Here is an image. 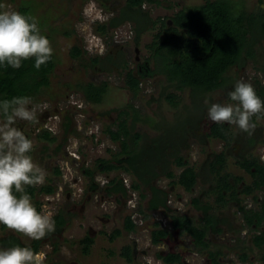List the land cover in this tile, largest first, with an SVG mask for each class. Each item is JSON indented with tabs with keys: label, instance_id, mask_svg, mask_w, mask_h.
I'll list each match as a JSON object with an SVG mask.
<instances>
[{
	"label": "rangeland",
	"instance_id": "obj_1",
	"mask_svg": "<svg viewBox=\"0 0 264 264\" xmlns=\"http://www.w3.org/2000/svg\"><path fill=\"white\" fill-rule=\"evenodd\" d=\"M21 1L0 0V11H16ZM124 1H26L33 9L40 32L49 39L57 59L56 67L50 76V85L42 87L36 95L37 98L31 100L28 105L34 111L35 119L33 121L17 119L14 125L32 141L33 148L29 155L46 173L45 181L40 185L49 183L55 187L52 195L38 194L36 196L39 212H51L52 216L61 213L66 221L63 227L55 228L54 232L42 239L38 252L42 251L46 254L44 264H147L146 257L151 258L153 264L157 262L165 264L157 255L167 251H183L181 264H204L207 260L206 250H195L187 232H172L171 221L163 209L147 210L150 198L148 186L141 191L132 189L135 177L122 170L115 169L109 173L96 170L98 159H111L112 155L120 151V142L111 141L104 129L109 125L111 129L117 128V124L125 117V115L118 116L119 111L126 107L127 103H131L140 114L150 116L154 122L160 121L161 125V130L156 131L150 127L149 123L136 122L133 125V132H141L145 135L139 140L138 147L141 148L143 145L146 149H156L158 146L153 140L164 133L163 139L171 142V145L165 143L159 145L165 147V153L168 154L165 160L156 158L152 153L145 154L146 159L151 161L150 164L152 162L155 164V169L160 174L152 179L151 184L166 192L167 206L175 211H172L173 213L187 214L196 221L202 217V212L193 208L191 198L199 196L203 201L213 202V194H207L205 197L202 193L212 185L214 175L211 177L209 174L208 162L213 160L215 154L224 151L225 162L220 173H227L231 183L240 178L238 189L245 184H250L252 178L240 167L237 160L246 157L249 153L264 163V112L252 117L251 123L255 124V129L251 133L227 123L233 135L226 146L222 140L205 135L212 122L207 115L209 107L214 103H235L230 100L228 93L234 90L237 81L247 82L253 86L254 80L258 77L260 84L256 86L264 85L262 74L255 69L258 62L248 60L239 70L230 68L226 74L234 80L228 87L213 92L194 95L188 87L182 90L175 89L165 76L157 74L152 79L142 80L138 94L133 96L125 85L124 65L126 68L134 69L138 63L136 57L139 61L150 58L151 52L145 44L153 40V36L159 32V26L156 25L143 32L137 47L132 43L133 32L129 24L118 27L111 34L110 32L100 34L96 30L97 25L105 23L112 15H115ZM158 1V3H146L143 6L152 20L158 17L168 19L182 7L199 4L203 0ZM242 1L248 9L259 6L258 0ZM67 30L73 33L66 36L64 31ZM100 41L104 42L107 55L109 54L111 58H104L102 66L88 65L86 67L88 57L95 56L92 53L93 47ZM74 45L86 50V57L71 58L69 52ZM136 48H138L137 51ZM257 53L258 61L264 64L263 41L261 51ZM150 64L153 66L151 60ZM87 80L108 83L107 93L101 102L89 103L76 90L78 82ZM169 92L176 94L174 105L165 98ZM53 107L57 110L41 122L38 116H42L44 109L50 110ZM175 113L177 114L174 117ZM188 117H192V124L188 125L191 130L186 131L184 128V133L176 130L168 135L166 134L169 131L162 130L164 128L178 129L188 121ZM69 120L71 124L65 128ZM130 121L131 119L127 118L126 122L130 123ZM0 122H3L1 113ZM42 129L51 131L56 137L55 142L47 143L38 138L37 134ZM62 137L66 141L60 150H56V144L63 139ZM249 137L254 140L252 145L248 144ZM173 141H178L180 145L176 146V142ZM177 153L183 156L187 166L193 167L197 173L196 184L190 192L179 184L171 183V180H176L181 171V167H177L173 159ZM163 161L166 167L161 165ZM55 167L59 168V175H53ZM85 169L95 170L93 173L95 189H90V178L85 173ZM167 170H172L173 178L164 174ZM113 177L122 179L127 189L126 196L106 193L108 181ZM140 192L145 196L141 197ZM263 195L262 190H255L248 195L239 194L240 205L244 209L260 211ZM140 209L148 215L145 216ZM241 212L238 205L233 202L222 207V212L219 214L220 218H225L220 226L222 232H209L205 237L209 242L208 249L217 248L222 252L218 264H264V251L252 244L251 236L258 230L244 224ZM126 216H130L135 224V228L129 232L123 229ZM156 222L172 234L165 242L154 244L151 241L150 232ZM262 224L264 225V220ZM263 228L264 226L260 227V229ZM114 229H119L120 234L113 236ZM8 234L14 235L26 245L32 241L0 225V240ZM86 236L91 237L92 242L88 252L84 253L82 251L84 244H81L80 240ZM55 244L58 247L57 251L53 250ZM124 246L131 248L132 261H127L120 254ZM243 252L246 254L244 260L240 258Z\"/></svg>",
	"mask_w": 264,
	"mask_h": 264
},
{
	"label": "trees",
	"instance_id": "obj_2",
	"mask_svg": "<svg viewBox=\"0 0 264 264\" xmlns=\"http://www.w3.org/2000/svg\"><path fill=\"white\" fill-rule=\"evenodd\" d=\"M27 0H22L17 6L16 11L25 16L34 17V12L29 7ZM33 1V0H31ZM103 2V1H102ZM158 0H125L124 4L112 15L105 23L98 24L96 30L100 34H106L116 30L118 27L129 24L133 32V42L135 46H139L143 32L151 27L159 26V32L153 36V40L149 44H145L146 48L151 52L150 58H143L134 69L126 68L125 70V85L127 90L133 96H136L140 90V83L145 79H152L155 75L160 74L166 77L169 84L175 88L182 90L188 87L195 94H205L213 92L217 89L228 87L229 83L234 80L227 75L230 68H243L248 60L258 62L256 71L260 72L264 78V64L258 61V51H261V42L264 43V0H258L257 7L248 9L242 0H203L199 4L184 6L174 12L168 19L158 17L152 20L149 17V12L144 9L146 3H158ZM168 21H171L168 24ZM38 23V22H37ZM39 26V25H38ZM73 31H64L66 36H70ZM111 38V37H109ZM86 50L78 45H74L70 49V56L73 59H82L85 56ZM110 59L109 55L106 59ZM90 66L101 65L104 59L101 60L98 55L88 57ZM150 60L153 66L150 64ZM260 62V63H259ZM57 64V59L52 54L50 60L41 65L39 69L35 68V58L21 61V67L12 68L7 64L0 65V104L4 101H11L18 97H28L30 100H35L36 95L42 87L50 85V76L53 73ZM88 64L86 65V67ZM260 79H255L253 82L256 94L264 102V85L259 87ZM78 90L84 100L89 103H99L103 99L108 90V83L102 81L95 83L93 81H80L76 84ZM176 94L169 92L165 98L174 105ZM175 107V106H174ZM1 117H5L0 111ZM177 113L174 114V117ZM125 115L124 120L117 124V128L111 129L106 127L104 132L108 134L113 142H120V151L112 155L111 159H98L96 170L104 173H109L112 170H122L128 172L135 177L132 184V189L143 190L147 186L150 190V198L147 205L148 211L163 209L165 215L169 217L172 226V232H187L191 237V242L195 246V250H206V258L204 264H218L222 252L220 249H211L208 247V240L205 238L210 233L222 232L221 223H224L225 218H220L222 207L230 205L232 202L238 205L242 211V219L244 224L254 228L256 231L252 236V244L254 247H260L264 251V195L261 198L260 211L244 209L240 205L239 194L248 195L255 190L264 192V163L260 159L255 158L252 154L247 153L246 157L237 160L240 167L250 174L252 181L250 184H245L238 189L239 184L236 179L231 183L227 173H220L225 162L224 151L215 154L213 160L208 162L209 174L213 176L212 185L203 191V195L213 194V202L203 201L202 197L194 196L191 198V205L196 210L202 212V217L196 221L190 218L187 214L173 213V209L167 206L166 192L153 184L152 179L160 174L155 169V164L146 159V154H153L156 158L166 159L168 154L165 152V147L159 146L160 143L171 145V142L165 141L163 135L159 134L157 139L153 140L157 144V148H143V145L138 147V142L145 135L141 132H133V125L136 122L149 123L156 131L161 130L160 121L154 122L150 116L140 114L131 103H127L126 107L119 111L118 116ZM127 118H130V123H127ZM70 119V117L68 118ZM163 120V118L161 119ZM192 124V117H188V121L178 129L162 130L169 131L166 135L172 134L176 130L183 129L189 131L188 125ZM70 125V120L65 124V128ZM207 137L220 139L225 143V146L232 139V131L229 130L227 123L210 122ZM38 138L47 143L55 142L56 137L51 131L42 129L37 134ZM156 140V142H155ZM248 144L252 145L253 138H248ZM169 142V143H168ZM176 146L180 145L178 141ZM64 141L57 143L55 149L60 150ZM175 147V145L173 146ZM161 148V149H160ZM156 151V152H155ZM175 165L181 167L176 180H171V183L181 185L186 191L190 192L194 188L197 181V173L191 166H187L186 159L180 154L174 155ZM161 165L166 167L164 161ZM93 169H85V173L90 178L89 187L95 189L96 184L93 181ZM58 167L54 168L53 175H59ZM163 174V173H162ZM167 177L173 178L172 170L164 172ZM211 184V183H210ZM55 187L49 183L35 186H25V193L28 194L37 211H39L38 200L36 196L39 194H52ZM108 194H121L126 196L127 189L121 178L113 177L108 181L106 187ZM19 195V194H17ZM141 197L145 195L140 192ZM256 199V198H254ZM146 216L148 213L140 209ZM175 212V211H174ZM55 228L63 227L65 220L61 213L53 215ZM3 226V225H2ZM3 228H5L3 226ZM135 228V224L126 216L123 223L125 231H131ZM119 229L112 231L113 236L120 234ZM170 231L167 228H162L156 222L151 229L150 238L152 243L157 244L168 240ZM82 251L88 252L92 238L84 237L80 240ZM19 245L21 247H30L38 252L41 245V240H32L28 245L20 242L14 235L8 234L7 237L0 240V247L9 248ZM53 250H58L56 244ZM207 248V249H206ZM131 248L124 246L120 254L127 260L132 261L133 256ZM165 264H181L182 254L180 252H167L157 255ZM241 259L246 258L245 252L240 255ZM264 262V256H263Z\"/></svg>",
	"mask_w": 264,
	"mask_h": 264
},
{
	"label": "clouds",
	"instance_id": "obj_3",
	"mask_svg": "<svg viewBox=\"0 0 264 264\" xmlns=\"http://www.w3.org/2000/svg\"><path fill=\"white\" fill-rule=\"evenodd\" d=\"M93 48L92 53L101 54L105 49L104 42H96ZM52 54L50 41L41 34L34 18L17 11H0V65L19 68L21 61L34 57V66L39 69ZM228 95L235 103L212 104L207 111L208 118L251 133L255 129L252 117L264 112V102L254 87L243 81H237ZM30 103V98L18 97L0 104L5 117L0 122V225L31 240H41L55 231V221L51 212L37 211L31 197L25 193V186L43 184L46 173L29 155L32 141L14 126L17 119H35L34 111L28 107ZM45 259L44 252H36L30 247H0V264H44ZM145 260L147 264H153L151 258Z\"/></svg>",
	"mask_w": 264,
	"mask_h": 264
},
{
	"label": "flooded vegetation",
	"instance_id": "obj_4",
	"mask_svg": "<svg viewBox=\"0 0 264 264\" xmlns=\"http://www.w3.org/2000/svg\"><path fill=\"white\" fill-rule=\"evenodd\" d=\"M115 43H116V41H114ZM137 49L138 48H136V51H137ZM109 55V54H108ZM107 50L105 49V52L104 53H99V58H101V60H103L104 58H106L107 56ZM84 58V57H83ZM136 61H138V63L140 62L139 61V59L136 57ZM88 65H91L90 64V60L88 59ZM137 63V64H138ZM57 110V108L56 107H53L52 109H44L43 111H42V116L40 115V116H38V119L42 122V121H44L45 120V118H47L51 113H54L55 111ZM67 118V117H66ZM71 124V123H70ZM63 138V137H62ZM62 141H66V139L65 138H63L60 142H62ZM57 145V144H56ZM62 148V147H61ZM193 248H195V246L193 245ZM167 252H170V251H167ZM166 252V253H167ZM172 252V251H171ZM182 252L183 251H181L180 253L182 254ZM183 256V255H182Z\"/></svg>",
	"mask_w": 264,
	"mask_h": 264
},
{
	"label": "water",
	"instance_id": "obj_5",
	"mask_svg": "<svg viewBox=\"0 0 264 264\" xmlns=\"http://www.w3.org/2000/svg\"><path fill=\"white\" fill-rule=\"evenodd\" d=\"M171 23V21H168V24H170Z\"/></svg>",
	"mask_w": 264,
	"mask_h": 264
},
{
	"label": "built area",
	"instance_id": "obj_6",
	"mask_svg": "<svg viewBox=\"0 0 264 264\" xmlns=\"http://www.w3.org/2000/svg\"><path fill=\"white\" fill-rule=\"evenodd\" d=\"M101 49V47H99V50ZM48 196V195H47Z\"/></svg>",
	"mask_w": 264,
	"mask_h": 264
}]
</instances>
